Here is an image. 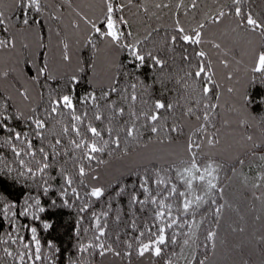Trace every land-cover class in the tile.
<instances>
[{"label":"snow or ice","instance_id":"1","mask_svg":"<svg viewBox=\"0 0 264 264\" xmlns=\"http://www.w3.org/2000/svg\"><path fill=\"white\" fill-rule=\"evenodd\" d=\"M0 33V264H264V0H0Z\"/></svg>","mask_w":264,"mask_h":264},{"label":"trees","instance_id":"2","mask_svg":"<svg viewBox=\"0 0 264 264\" xmlns=\"http://www.w3.org/2000/svg\"><path fill=\"white\" fill-rule=\"evenodd\" d=\"M82 2H95V0H73L74 4H81ZM134 2H139V0H134ZM206 2H210V0H206ZM134 11V10H133ZM67 15V13H65ZM163 21L167 22V13L162 18ZM45 34L47 33V25H44ZM160 31H164L163 27H161ZM2 35V33H0ZM19 54V49L13 52H4L0 50V65L7 62L11 64L12 59ZM28 67H31L29 65ZM179 87L178 85L176 86ZM179 111V109H177ZM222 114H218L217 116V126L220 125V119ZM250 193L244 192L238 185V183H234L232 186V191L230 192V196L233 198V202L237 203V206L242 210L247 206V201L245 197L249 196ZM95 208L100 209L101 205L99 203L94 205ZM87 214V210H86ZM41 219L39 221H33L36 224L38 230V236L43 240L48 238H56L58 243L63 247L64 250L70 246L71 239L74 237V229H75V220L77 216V210L73 208L61 207L59 210H49L45 213L40 214ZM231 218L235 219V214L230 213ZM2 216V214H0ZM49 219L52 221V226L49 228H44L43 220ZM27 220H32L31 217L27 218ZM26 220V222H27ZM87 222V221H85ZM110 221V226H111ZM6 230H10V225L7 222L2 221L0 219V232H4ZM131 230V229H128ZM221 231H227V223H223L221 225ZM22 234L25 235L26 238L30 236L26 230L22 231ZM2 251V248H0ZM97 264H101V257L96 256ZM138 258H133V264H137ZM103 264H121V259L119 257L106 256L103 258ZM123 264H127V260H124ZM139 264H150L148 260H140Z\"/></svg>","mask_w":264,"mask_h":264},{"label":"rangeland","instance_id":"3","mask_svg":"<svg viewBox=\"0 0 264 264\" xmlns=\"http://www.w3.org/2000/svg\"><path fill=\"white\" fill-rule=\"evenodd\" d=\"M85 1V0H84Z\"/></svg>","mask_w":264,"mask_h":264}]
</instances>
